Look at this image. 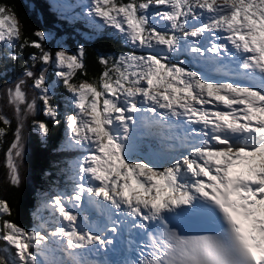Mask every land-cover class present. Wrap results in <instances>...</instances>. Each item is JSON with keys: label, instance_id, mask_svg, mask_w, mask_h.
I'll list each match as a JSON object with an SVG mask.
<instances>
[{"label": "snow or ice", "instance_id": "obj_1", "mask_svg": "<svg viewBox=\"0 0 264 264\" xmlns=\"http://www.w3.org/2000/svg\"><path fill=\"white\" fill-rule=\"evenodd\" d=\"M87 15L143 54L100 57L98 78L81 79L84 47L46 49L45 32L25 35L14 7L0 4V45L8 49L0 59L18 61L17 47L36 50L23 78L0 93L16 118L5 152L9 183L22 182L24 121L32 117L33 128L49 136L48 123L35 119L38 100L60 124L55 87L69 94L67 148L83 153L71 190L42 204L51 223L39 216L28 230L0 198V264H264V0H90ZM182 53L197 63L234 59L235 75L259 87L210 80L176 61ZM138 115L149 125L182 123L183 151L164 163L137 157L130 132ZM0 124L2 145L12 131L2 110ZM85 203L97 219L82 215ZM170 217L212 219L219 229L185 236ZM125 229L140 236L129 242L132 259L88 258L114 249Z\"/></svg>", "mask_w": 264, "mask_h": 264}, {"label": "trees", "instance_id": "obj_2", "mask_svg": "<svg viewBox=\"0 0 264 264\" xmlns=\"http://www.w3.org/2000/svg\"><path fill=\"white\" fill-rule=\"evenodd\" d=\"M0 4L14 7L19 22L23 25L22 31L25 35L31 36L35 30L53 31L57 35H62L66 43L72 48L82 43L86 52L85 66L88 74L86 77H79L81 79L98 78L103 71V66L99 63L100 57L109 59L110 56L118 53L139 52V49L133 48L120 37L112 34H99L92 40L83 42L81 37L82 21L76 20L69 23L68 19L56 13L53 6L46 0H0ZM32 38L35 39V37ZM44 46L46 49L55 52V49H52L47 43H44ZM7 51L5 46L0 45V52L7 53ZM14 51L19 56L18 61L0 59V73L3 74L0 76V93L6 86H11L23 78L25 62L31 63L29 54L36 50L29 48L21 51L17 47ZM47 76L48 79L53 76L51 67L47 69ZM57 91L56 95L60 97L66 95L63 88H58ZM0 110L12 120V131L8 133L6 142L0 145V198L9 201L11 204L14 213L12 218L15 222L29 230L38 222L37 211H35L38 194L55 187L62 190L69 187V161L75 157V151L68 149L65 143L61 115L59 117L60 124H54L48 117L44 116L41 110V102L38 100L35 119L48 123L50 133L46 139L43 138L33 128L32 117L25 120V154L20 169L22 182L18 187L12 186L7 177L5 152L13 139L12 133L16 127V118L14 110L7 105L6 99H0ZM0 126L3 125L0 124ZM148 142L151 143L150 139ZM147 151L149 153L152 151V155L159 160L160 158H167V155L157 144H151V148H147Z\"/></svg>", "mask_w": 264, "mask_h": 264}, {"label": "rangeland", "instance_id": "obj_3", "mask_svg": "<svg viewBox=\"0 0 264 264\" xmlns=\"http://www.w3.org/2000/svg\"><path fill=\"white\" fill-rule=\"evenodd\" d=\"M46 1L49 2L53 6V8L56 10V13L60 14L64 18H67L69 23H73L76 20L82 21L83 28H82V32H81V37L83 38V42L84 41H90L93 38H95L97 35L104 34V33L105 34H112V35L120 37L113 29L105 27L98 19H95V18L87 15V6L90 4V0H46ZM43 32H45L47 34V37H48L44 43H47L49 46L52 47V49H55V51L59 50L60 48H64V49L68 50L70 53H76L80 47H83V44L79 43L74 48H72L71 46H69L66 43V41L62 35H57L53 31H43ZM120 39L123 40L122 37H120ZM48 50H50V49H48ZM121 54L122 53H118L117 55L114 54V55L110 56L109 59L112 60L114 58H117ZM124 54H127V53H124ZM137 54H143V53L141 52V50H139V52ZM175 59H176V61H183L184 66L191 69V70H198V71L202 72L210 80L231 79V80H235L239 84L242 83V85H248L249 84V83H247V79L240 81L233 76V75H235V68H236V61L234 59L233 60H229V59L223 60L222 62L225 66H224V68L222 67L223 68L222 71H218L217 70L218 68L214 67L211 64L197 63V62L193 61L191 56H189L187 53H182V54L178 55V57H176ZM214 65L216 66V64H214ZM51 69L53 71V76L49 79V81L51 84L55 85V82H56V77L54 76L55 69L53 67H51ZM248 82H250V81H248ZM257 87H259V86H257ZM58 88L61 89L63 87L59 86V87L54 88L55 95H54L53 99L59 108L60 115H61V118L63 121L62 129H63V131H65L66 138H67L65 116H66V114H68L70 112V106H69V102H68L69 94L66 92V95L64 97H60V96L56 95L58 93V91H57ZM26 90H27L30 98L35 93V90H33L32 88L26 89ZM37 106H38V101H37ZM41 109H42V102H41ZM146 124L147 123L145 122V120L140 121V118H138V116H137L136 123L132 126H135L134 129L139 127L141 130L144 128V126ZM149 128H151V127L149 126ZM155 133H156V137L159 140L160 144H162L165 148H167L169 153H170L168 158H166L164 160L161 159V160L157 161L158 163H164L167 159H170L171 156L177 155V154H179L180 151H183V149H181L179 147V144H180L179 138L185 134L184 133V126L181 125V128H179L175 125L172 126L170 124V126L167 125V128L162 130V126L158 124V127H155ZM160 133H163V135H166V133L167 134L169 133V135L163 137V136H161ZM130 135H131V133H130ZM59 147L63 148L61 146H59ZM82 154L78 157V159L81 158ZM134 154L139 158L149 160L147 157L143 156L142 154H138L137 152H135ZM78 159H73V164L71 165V168H70V181H69L70 188H72L73 171H74L72 166L75 164V162ZM63 192L64 191L62 189L55 187L53 189L44 190L38 194L37 204L35 207V211H37L36 218H37L38 222L35 225H33L29 230L37 227V225L40 223V221L38 219L39 216L44 217V219L50 223L52 222V216L50 215V213L48 211L43 210L42 204L47 197H50V196L55 195V194L63 193ZM85 205H86V208H84V212L82 213V215H88L92 220L96 219L95 216H97V218H98L97 212L93 208L89 207L87 205V203H85ZM38 209L40 210L39 212H38ZM62 255H63L62 253L56 254L57 258H60Z\"/></svg>", "mask_w": 264, "mask_h": 264}, {"label": "bare ground", "instance_id": "obj_4", "mask_svg": "<svg viewBox=\"0 0 264 264\" xmlns=\"http://www.w3.org/2000/svg\"><path fill=\"white\" fill-rule=\"evenodd\" d=\"M216 66L220 68V67H224V64H223V62H222V65H217V64H216ZM240 84H242V83H240Z\"/></svg>", "mask_w": 264, "mask_h": 264}]
</instances>
